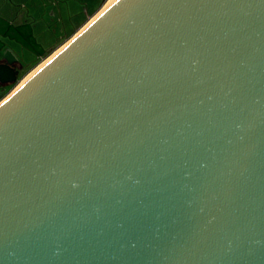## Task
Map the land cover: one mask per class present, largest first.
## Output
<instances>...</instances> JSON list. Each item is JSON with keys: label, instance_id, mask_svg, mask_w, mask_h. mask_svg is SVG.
<instances>
[{"label": "water", "instance_id": "water-1", "mask_svg": "<svg viewBox=\"0 0 264 264\" xmlns=\"http://www.w3.org/2000/svg\"><path fill=\"white\" fill-rule=\"evenodd\" d=\"M95 17L0 89V264H264V0Z\"/></svg>", "mask_w": 264, "mask_h": 264}, {"label": "rangeland", "instance_id": "rangeland-1", "mask_svg": "<svg viewBox=\"0 0 264 264\" xmlns=\"http://www.w3.org/2000/svg\"><path fill=\"white\" fill-rule=\"evenodd\" d=\"M104 0H0V58L11 52L19 59L21 70L17 84L7 85V98L22 80L39 67L54 47L62 43L61 37L69 35L76 25L87 19ZM40 5V8L34 6ZM42 9L46 14L39 22L32 21ZM73 12V25L67 23L69 11ZM41 22H43L41 24ZM37 24L40 28H36ZM41 31L38 33V31ZM36 65V66H35ZM35 66V67H34ZM1 100V101H2Z\"/></svg>", "mask_w": 264, "mask_h": 264}, {"label": "crops", "instance_id": "crops-1", "mask_svg": "<svg viewBox=\"0 0 264 264\" xmlns=\"http://www.w3.org/2000/svg\"><path fill=\"white\" fill-rule=\"evenodd\" d=\"M109 0H104V1H102L101 2V4L100 5H98L97 7H94L93 9H92V12L91 13H89V11L87 10V19H85V20H83V21H80L77 25H76V27H73V29H72V31H71V33L69 34V35H66V36H62L61 37V41H62V43L61 44H59L58 46H56V47H54L53 49H52V51L47 55V56H49V55H51L52 53H54V52H56L59 48H61L65 43H67L71 38H73L85 25H87L104 7H105V5L107 4V2H108ZM35 7H37V8H40L41 9V7H40V5H36V6H34V8ZM43 10L44 9H42L41 10V12L39 13L38 11H40V10H37V9H35V11H37V12H35L36 14L37 13H39L36 17H34L33 19L34 20H32V21H35V20H37L36 22H39V20H43L44 18H45V16H46V14L44 15V14H42V12H43ZM69 20L67 21V23L68 24H70V25H73V21H74V19H73V12L70 10L69 11V14H68V17H67ZM43 22H41V24H42ZM40 28V26L37 24V26H36V28ZM39 32H41L40 30L38 31V33ZM36 66V65H35ZM34 66V67H35Z\"/></svg>", "mask_w": 264, "mask_h": 264}, {"label": "bare ground", "instance_id": "bare-ground-1", "mask_svg": "<svg viewBox=\"0 0 264 264\" xmlns=\"http://www.w3.org/2000/svg\"><path fill=\"white\" fill-rule=\"evenodd\" d=\"M111 1H112V0H109V1L107 2V4H109ZM107 4H106V5H107ZM106 5H105V7H106ZM103 9H104V8H103ZM103 9H102V10H103ZM95 18H96V17H95ZM95 18H94V19H95ZM94 19H93V20H94ZM61 48H62V47H61ZM58 50H60V49H58ZM58 50H57V51H58ZM57 51H56V53H57ZM56 53H54V54H56ZM54 54H53V55H54ZM53 55H52L49 59H47L46 61H44L39 67H37V68H36L32 73H30L27 77H25V78L22 80V82L19 84V86H20L23 82H25V81H26V80H27V79H28V78H29V77H30V76H31V75H32L37 69H39L44 63H46L48 60H50V59L53 57Z\"/></svg>", "mask_w": 264, "mask_h": 264}, {"label": "flooded vegetation", "instance_id": "flooded-vegetation-1", "mask_svg": "<svg viewBox=\"0 0 264 264\" xmlns=\"http://www.w3.org/2000/svg\"><path fill=\"white\" fill-rule=\"evenodd\" d=\"M2 88H6V87L0 84V89H2Z\"/></svg>", "mask_w": 264, "mask_h": 264}]
</instances>
